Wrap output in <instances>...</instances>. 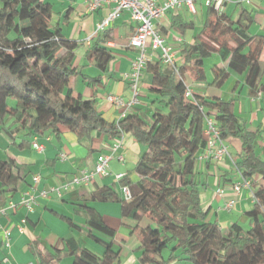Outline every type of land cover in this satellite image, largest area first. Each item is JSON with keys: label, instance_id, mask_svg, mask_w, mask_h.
Masks as SVG:
<instances>
[{"label": "trees", "instance_id": "16d2710c", "mask_svg": "<svg viewBox=\"0 0 264 264\" xmlns=\"http://www.w3.org/2000/svg\"><path fill=\"white\" fill-rule=\"evenodd\" d=\"M52 13L43 0H0V123L5 116L10 117L17 127L27 128L29 137L45 133L57 136L62 129L77 140L91 139L93 134L117 140L130 134L141 148L133 167L137 180L125 176L120 181L128 187L130 199H121L114 186H108L94 192L90 200L120 203L122 218L149 221L138 229L141 264L174 260L264 264V159L255 153L257 132L248 130L234 114L233 100H209L193 92L191 97L185 96L186 87L190 88L187 79L193 83L205 81L203 61L215 53L226 62L227 71L212 67L214 79L222 83L230 74H245L250 93L255 95L264 37L250 35L208 6L203 39L182 49L178 75L158 59L147 60L140 80L143 74L150 78L149 109L141 111L135 106L116 122H108L93 100L72 98L70 80L78 75L72 63L79 45L61 37L58 28L52 26ZM172 27L183 31L189 26L178 16ZM109 41L112 37L104 30L86 52L101 71H106L112 60L106 46ZM259 90L264 93L263 86ZM210 113H214L222 140L232 137L242 143L235 162L240 175L250 180L261 177L258 186L252 184L254 207L245 214L250 228L243 230L234 223L226 235L216 222L205 220L194 176V155L206 147L204 118ZM14 168L12 162L0 163V189L12 187L9 191H14L18 179ZM76 211L84 215L87 237L104 253L99 256L79 247L73 238L67 239L65 246L72 264H119L117 252L112 251L114 231L91 207L80 204ZM64 220L79 229L71 220ZM164 251H168L165 258Z\"/></svg>", "mask_w": 264, "mask_h": 264}, {"label": "crops", "instance_id": "0c3cea01", "mask_svg": "<svg viewBox=\"0 0 264 264\" xmlns=\"http://www.w3.org/2000/svg\"><path fill=\"white\" fill-rule=\"evenodd\" d=\"M163 1L157 0L158 3ZM244 1L230 0L225 4L223 15L250 35L264 37V0H250L248 3ZM50 2L47 3L53 12L52 26L58 28L63 39L75 41L79 45L72 63V67L78 72L70 80L72 98L81 96L82 99L93 100L96 109L106 121L116 122L120 119L121 110L108 102L107 97H119L124 103H128L131 98L123 75L130 72L131 62L137 54L129 46L136 23L130 19L128 12H123L106 29L112 37V41L106 43L111 50L112 60L106 71H101L93 60L86 57V52L98 35L95 32L96 24L110 11L114 3L102 4L97 10L90 11L86 0H57L54 11ZM207 12L208 5L203 0H196L194 12L182 5L153 22L154 28L160 32L165 44L174 53L177 67L182 65V49L203 39L201 31ZM178 16L189 26L183 31L172 27V21ZM156 59V55L149 54L148 60ZM209 59L203 61L205 81L193 83L187 79V86H190L194 94L209 100H233L234 114L248 130L257 132L255 153L264 159V93L259 90L261 86L264 87V46L260 57L262 68L259 86L255 95L250 93L245 74H230L222 83H218L211 68L217 66L226 70V62L216 53ZM206 70H209L208 76ZM81 75L90 79L83 80ZM142 79L145 82L140 96L147 101L140 100L136 107L146 111L151 102L148 94L150 78L143 74ZM208 116L214 118V113ZM33 143L41 145L43 150L34 149ZM115 143L120 146L113 152ZM223 144L227 152L222 160L207 158L204 148L195 153L193 168L200 204L206 212L205 220L216 222L222 234H227L234 223L243 230L250 228L251 222L245 214L254 207L255 200L253 187L250 190L243 188L239 193L233 191V185L243 179L235 167L241 152V141L230 137L223 140ZM140 153V146L130 134H124L117 140L107 139L103 134H93L91 139L77 140L72 133L62 129L57 136L45 133L43 136L29 137L27 128L17 127L10 117L5 116L0 123V163L12 162L15 167L12 172L18 179L14 191H9L12 187L7 188L8 191L0 189V264H72L65 241L73 238L81 247L76 232L88 239L83 248L102 256L104 249L86 235L89 229L84 223V215L81 211H76L80 204L91 207L101 216L104 224L114 231L111 239L112 251L117 252L119 264H141L138 229L146 227L149 221L122 218L120 203L90 200L92 194L98 190L108 186H114V190H117L118 184L122 187L120 181H115L114 175L122 174L131 181H136L137 176L129 175L127 169L134 167ZM101 154L110 158L109 163H114L111 166L108 164L110 175L95 176L87 185L72 184L74 177L93 169L97 156ZM35 177L39 178L38 182L33 181ZM260 182L259 176L252 179L255 186ZM56 189H59V193ZM220 190L221 195L218 194ZM41 192H45V197L40 196ZM117 195L124 199L122 193ZM28 196L34 198L30 210L21 203ZM226 205H229V209ZM64 218L71 220L79 229L71 228ZM5 231L8 233L9 246L4 245ZM167 255L168 251L163 253L164 258ZM168 264L190 263L174 260Z\"/></svg>", "mask_w": 264, "mask_h": 264}, {"label": "built area", "instance_id": "2783aa9c", "mask_svg": "<svg viewBox=\"0 0 264 264\" xmlns=\"http://www.w3.org/2000/svg\"><path fill=\"white\" fill-rule=\"evenodd\" d=\"M196 0H164L162 3H158L157 0H86L87 7L90 11L97 10L102 4L114 3V6L110 11L96 24L95 32L101 33L106 30L123 12H128L130 19L136 23V29L134 34L129 40V46L137 51L134 60L131 62L130 72L123 75V79L128 83L131 98L128 103H124L119 97L108 96L107 101L114 107L121 110L122 118L133 107L139 104V82L142 75V71L148 60L149 54L157 56V59L168 68L172 69L178 75V69L176 66V57L174 53L165 44L164 38L160 32L154 28L153 22L160 19L166 12L174 10L176 8L185 5L192 12H194V2ZM209 7L218 14H222L225 4L230 0H203ZM250 0H245L248 3ZM185 96L191 97L192 90L189 87L185 89ZM204 137L206 139V157H212L213 159L220 161L226 154V147L223 144V140L220 138L219 130L214 120L209 117L204 118ZM120 144L115 143L112 147V151L116 152ZM32 147L37 151H42L43 147L36 143L32 144ZM109 160L106 155H99L96 158V162L91 171L82 172L80 176H76L72 179L74 185H87L95 176L107 177L109 172ZM124 178L122 174L114 175L115 181H121ZM39 178L35 177L34 182H38ZM252 180L242 179L240 183L233 185V191L239 193L241 189L252 188ZM122 194L125 201L130 199V192L128 187L122 186ZM59 193V189H56ZM221 195L222 191H218ZM40 196L45 197V192H41ZM255 200V198H254ZM256 201V200H255ZM22 205L30 210L34 204L33 196H28L27 199L22 200ZM229 209V205H226ZM5 246H9V238L7 231L4 232Z\"/></svg>", "mask_w": 264, "mask_h": 264}, {"label": "rangeland", "instance_id": "374dc122", "mask_svg": "<svg viewBox=\"0 0 264 264\" xmlns=\"http://www.w3.org/2000/svg\"><path fill=\"white\" fill-rule=\"evenodd\" d=\"M43 1H45V2H50L51 4H52V7H54L53 9H54V11H55V9H56V5H57V0H43ZM233 2H235V0H232ZM209 60H211V59H209ZM212 63V62H211ZM206 66H207V63H206ZM207 68V67H206ZM207 72V76H208V74H209V70H206ZM211 74V73H210ZM143 79H141L140 80V82H139V92L140 91H143V90H141L142 89V85H143ZM140 100H145V101H147L146 99H145V97L144 98H141V96H140V94H139V97H138V101H140ZM8 104H10L9 102H8ZM164 111V113L166 112V110H163ZM214 117V116H213ZM212 120H214V118H211ZM112 164H114L113 163V161H110V163H109V165L111 166ZM127 171H128V174L129 175H133L134 174V172H133V168H128L127 169ZM195 178H196V176H195ZM199 178V177H198ZM115 192L118 194V193H122V189H121V187H120V185L118 184L117 185V190H115ZM76 234V238H77V240L82 244V246L81 247H85V246H83V245H85L86 244V242L88 241V239H86L85 237H83V234H81V233H79V232H76L75 233ZM224 235H226V233H224ZM164 252H166V251H164Z\"/></svg>", "mask_w": 264, "mask_h": 264}]
</instances>
